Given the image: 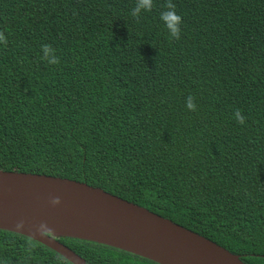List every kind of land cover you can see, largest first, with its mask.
I'll return each mask as SVG.
<instances>
[{
  "label": "trees",
  "instance_id": "16d2710c",
  "mask_svg": "<svg viewBox=\"0 0 264 264\" xmlns=\"http://www.w3.org/2000/svg\"><path fill=\"white\" fill-rule=\"evenodd\" d=\"M168 2L0 0V169L101 187L264 264V0H172L179 39ZM60 240L90 264H159ZM0 258L74 264L5 229Z\"/></svg>",
  "mask_w": 264,
  "mask_h": 264
},
{
  "label": "water",
  "instance_id": "95a60500",
  "mask_svg": "<svg viewBox=\"0 0 264 264\" xmlns=\"http://www.w3.org/2000/svg\"><path fill=\"white\" fill-rule=\"evenodd\" d=\"M61 203L53 205L52 199ZM24 221L25 227L17 228ZM46 223L50 231L40 232ZM0 229L90 264L62 237L116 247L159 264H247L241 256L165 216L101 187L68 177L0 169Z\"/></svg>",
  "mask_w": 264,
  "mask_h": 264
},
{
  "label": "clouds",
  "instance_id": "9594fccd",
  "mask_svg": "<svg viewBox=\"0 0 264 264\" xmlns=\"http://www.w3.org/2000/svg\"><path fill=\"white\" fill-rule=\"evenodd\" d=\"M153 6V0H137L135 8L132 10L133 16H139L142 11H150ZM160 20L162 21L164 27L167 29L171 38L179 39L181 34V25L183 22L182 16L175 10V5L172 3V0H169L167 7L164 11L160 13ZM0 43H7V37L4 33H0ZM43 49V58L49 64L58 63L57 57L54 55V49L48 45H42ZM188 109L194 110L196 108L195 103L193 102L192 97H188L187 104ZM235 117L239 120L240 123H244V116L240 113L239 110L236 111ZM51 203L59 205L61 203L60 197H55L52 199ZM25 227L23 220L17 223V228L22 229ZM40 232L43 234L47 231H50L46 223L40 225ZM0 264H8L7 260L0 258Z\"/></svg>",
  "mask_w": 264,
  "mask_h": 264
},
{
  "label": "bare ground",
  "instance_id": "6f19581e",
  "mask_svg": "<svg viewBox=\"0 0 264 264\" xmlns=\"http://www.w3.org/2000/svg\"><path fill=\"white\" fill-rule=\"evenodd\" d=\"M218 244V243H217ZM220 245V244H219ZM222 246V245H221ZM246 263V262H245Z\"/></svg>",
  "mask_w": 264,
  "mask_h": 264
}]
</instances>
